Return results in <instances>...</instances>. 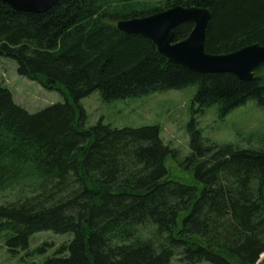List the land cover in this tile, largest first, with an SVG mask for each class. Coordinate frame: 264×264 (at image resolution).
<instances>
[{
  "label": "trees",
  "instance_id": "trees-1",
  "mask_svg": "<svg viewBox=\"0 0 264 264\" xmlns=\"http://www.w3.org/2000/svg\"><path fill=\"white\" fill-rule=\"evenodd\" d=\"M151 1L60 0L41 14L0 1V58L66 100L30 113L0 84V236L10 251L52 231L74 238L43 264H264V140L260 148L210 143L193 121L187 182L170 176L166 162L177 152L159 127L88 126L80 101L95 92L112 102L198 85L201 112L216 105L224 118L249 101L264 109V64L249 82L199 73L116 26L207 8L206 52L226 55L264 46V0H161L149 10ZM193 28L179 26L175 42Z\"/></svg>",
  "mask_w": 264,
  "mask_h": 264
},
{
  "label": "rangeland",
  "instance_id": "rangeland-1",
  "mask_svg": "<svg viewBox=\"0 0 264 264\" xmlns=\"http://www.w3.org/2000/svg\"><path fill=\"white\" fill-rule=\"evenodd\" d=\"M160 2L152 0L148 9L162 5ZM17 68L14 60L0 58V84L12 91L18 105L30 113H37L49 106L65 103V96L60 91L47 90L39 82L20 76ZM197 90L198 85H193L182 90L160 91L140 98L112 102H105L95 92L80 103L87 112L88 126L103 121L117 129L159 127L164 144L177 152L176 157L170 155L166 162L170 176L190 182L191 172L182 164L191 153L189 127L193 121L203 139L210 143L260 148L264 140V109L256 106L254 101L221 118L216 105L201 112L193 104ZM3 193L1 195L9 192ZM73 238V234L39 232L31 238L26 250L14 253L8 249L4 235H1L0 264H43ZM172 264L181 263L175 258Z\"/></svg>",
  "mask_w": 264,
  "mask_h": 264
},
{
  "label": "water",
  "instance_id": "water-1",
  "mask_svg": "<svg viewBox=\"0 0 264 264\" xmlns=\"http://www.w3.org/2000/svg\"><path fill=\"white\" fill-rule=\"evenodd\" d=\"M16 11L45 13L60 0H0ZM212 13L207 8L174 7L140 18L122 19L116 24L119 31L139 35L151 41L157 51L170 62L199 73H231L249 82L255 70L264 64V46L254 44L226 55L206 52L207 32ZM193 24L189 37L175 42L176 29ZM264 259L262 256L259 263Z\"/></svg>",
  "mask_w": 264,
  "mask_h": 264
},
{
  "label": "bare ground",
  "instance_id": "bare-ground-1",
  "mask_svg": "<svg viewBox=\"0 0 264 264\" xmlns=\"http://www.w3.org/2000/svg\"><path fill=\"white\" fill-rule=\"evenodd\" d=\"M185 40V39H184ZM180 42V41H179Z\"/></svg>",
  "mask_w": 264,
  "mask_h": 264
}]
</instances>
